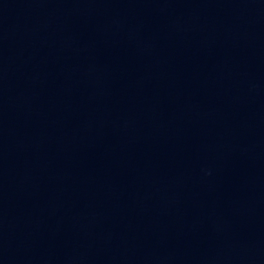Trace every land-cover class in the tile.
Instances as JSON below:
<instances>
[{
  "label": "water",
  "instance_id": "water-1",
  "mask_svg": "<svg viewBox=\"0 0 264 264\" xmlns=\"http://www.w3.org/2000/svg\"><path fill=\"white\" fill-rule=\"evenodd\" d=\"M0 148L46 264H264V0H0Z\"/></svg>",
  "mask_w": 264,
  "mask_h": 264
}]
</instances>
